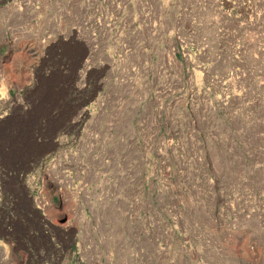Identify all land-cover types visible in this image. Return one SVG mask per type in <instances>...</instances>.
Here are the masks:
<instances>
[{"label":"rangeland","instance_id":"374dc122","mask_svg":"<svg viewBox=\"0 0 264 264\" xmlns=\"http://www.w3.org/2000/svg\"><path fill=\"white\" fill-rule=\"evenodd\" d=\"M0 264H264V0H0Z\"/></svg>","mask_w":264,"mask_h":264}]
</instances>
